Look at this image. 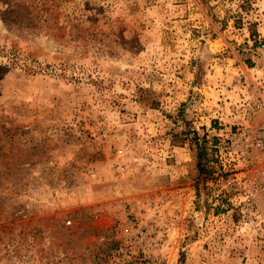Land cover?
I'll return each instance as SVG.
<instances>
[{"label":"rangeland","instance_id":"obj_1","mask_svg":"<svg viewBox=\"0 0 264 264\" xmlns=\"http://www.w3.org/2000/svg\"><path fill=\"white\" fill-rule=\"evenodd\" d=\"M257 41L264 0H0V264H264L215 180Z\"/></svg>","mask_w":264,"mask_h":264},{"label":"built area","instance_id":"obj_2","mask_svg":"<svg viewBox=\"0 0 264 264\" xmlns=\"http://www.w3.org/2000/svg\"><path fill=\"white\" fill-rule=\"evenodd\" d=\"M253 47V72L243 74L238 101L223 102L217 116L224 127L216 131L215 180L219 194L236 191L230 200L240 224L264 247V42Z\"/></svg>","mask_w":264,"mask_h":264}]
</instances>
